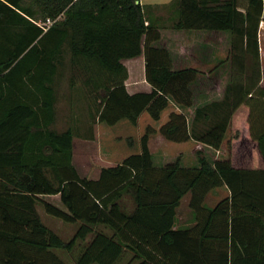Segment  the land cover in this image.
Masks as SVG:
<instances>
[{
	"label": "trees",
	"instance_id": "trees-1",
	"mask_svg": "<svg viewBox=\"0 0 264 264\" xmlns=\"http://www.w3.org/2000/svg\"><path fill=\"white\" fill-rule=\"evenodd\" d=\"M171 7L176 20L165 28L140 0H0V264H66L57 251L79 242L76 264H117L126 253L138 264H264V0ZM169 31L178 46L194 32L225 38L227 56L207 70L180 65ZM141 55L152 91L130 95L123 61ZM65 78L92 124L137 126L143 113L158 122L171 104L180 112L146 129L139 154L88 180L73 163L74 129H54ZM156 133L199 146L167 161L148 147ZM221 188L229 197L207 207ZM54 195L67 211L40 198ZM187 198L194 225L177 228ZM38 205L79 223L70 242L42 222Z\"/></svg>",
	"mask_w": 264,
	"mask_h": 264
},
{
	"label": "crops",
	"instance_id": "crops-1",
	"mask_svg": "<svg viewBox=\"0 0 264 264\" xmlns=\"http://www.w3.org/2000/svg\"><path fill=\"white\" fill-rule=\"evenodd\" d=\"M175 0H161V1H155L151 0L148 2H144V0H140V4L143 6L146 16L153 21H157L158 24L165 28H170L175 23L176 17L173 14L172 5ZM163 9L168 10L167 13L161 12ZM178 38V34L175 32L169 31L166 40V44L169 45L170 49L179 57L183 58V61H178V64H186L187 62H190V65L199 67L203 70H207L211 68L212 66L216 65L218 61L224 60L228 53V46L226 44V41L223 40L225 38H221L219 42H217L214 38H216V35L212 37L211 34H205L201 32H194L193 33V40L190 43H186L184 46H178V43L176 40ZM259 44H260V55H261V62L263 63L264 59V33L263 28L260 29L259 34ZM174 45V46H173ZM124 66L128 70V79L125 82V86L127 89V92L130 95H134L137 93H150L152 91L151 86L146 81V74H145V59L144 56L141 55L137 58H133L130 60L123 61ZM180 110L171 104L167 110H165L162 114V117L160 121L156 122L153 121L150 117H146L147 113H143L139 120L137 126H132L138 130L136 139H133L134 136L129 135L127 138L128 140H123V143L127 146V148L130 149H136L137 154L141 152V138L144 135L146 129L148 127H152L157 132L159 131L160 127L165 124L169 120V116L172 113H179ZM148 115V114H147ZM165 116V117H164ZM144 120V121H143ZM142 122H144V125L141 127ZM122 123V122H121ZM119 123V124H121ZM118 124V125H119ZM97 126H103V124H96ZM118 125L114 126L113 128H116ZM57 126V124L55 125ZM69 128H72V126H69ZM56 130V128L54 127ZM67 128L63 130H58L59 132H62L66 130ZM111 132V131H110ZM114 134L111 132V136L107 138L106 140H99L98 137L95 136L94 141L90 140L87 141V146L90 147L96 146V149L98 150L97 155L93 156L92 154H87V160H86V166L84 172H80L78 169V172L82 178H86L88 180H98L101 174L102 169L104 168H111L116 167L120 165L126 158L129 156H123L122 158L118 159L114 156V153H110V150L115 149L116 145L118 143H121L122 141H119V137H113ZM97 139V140H96ZM96 140V141H95ZM135 140V141H134ZM119 141V142H118ZM74 144L75 139L73 141V163H74ZM199 145H196L193 142L188 143H174L167 141L165 138H163L159 133L153 134L150 137L148 147L152 154L160 153V151H163V154L166 157V160H171L176 158L177 156H180L184 153V151L188 148L195 149ZM186 147V148H185ZM185 148V149H184ZM184 149V150H183ZM157 152V153H156ZM114 156V157H113ZM94 159L98 163H105L110 162L112 165L106 166L102 165V167H96L93 163ZM75 165V163H74ZM76 167V166H75ZM77 168V167H76ZM214 192V191H213ZM43 201L48 202L59 209L63 211H67L66 207L63 205L61 201L60 195H54V196H41L40 197ZM130 202V208L128 207V212H133L135 209V205L133 201L129 198ZM190 210V209H189ZM38 214L40 215L42 222L48 219V215L45 214L44 209L40 207V205L37 206ZM45 214V215H44ZM46 216V217H45ZM47 218V219H46ZM44 223V222H43ZM45 224V223H44ZM194 225L191 224L190 227ZM47 226V225H46ZM69 226H72L73 228L78 229L79 223L76 224H69ZM48 227V226H47ZM183 226L179 223V217H178V223L177 228H182ZM185 227V226H184Z\"/></svg>",
	"mask_w": 264,
	"mask_h": 264
},
{
	"label": "rangeland",
	"instance_id": "rangeland-1",
	"mask_svg": "<svg viewBox=\"0 0 264 264\" xmlns=\"http://www.w3.org/2000/svg\"><path fill=\"white\" fill-rule=\"evenodd\" d=\"M148 1L151 0H144V2H148ZM155 1H161V0H155ZM161 12H163L164 14L165 13L168 14V10L166 9H163ZM262 28H263V24L261 26V29ZM248 68L250 70L252 68L251 61L248 62ZM261 70H262V86H264V59H263V63L261 62ZM67 79L65 78L61 83L60 99L57 105V126H55V128L57 131L63 130L65 128L68 129L69 126H72V128L74 129L75 131L74 163L77 169L80 172H84L86 166L87 154H92L93 156H95L98 153L96 146H92V145L90 147L87 146L86 144L87 141L90 140L94 141L95 136L98 137L100 141L106 140L111 136V132H113L114 134L113 137H119L118 138L119 141L122 142L118 143L115 149L110 150V153L113 152L114 156L117 157L118 159L122 158L123 156L137 154L138 151H136V149L127 148L125 143H123V140L127 141L129 135L134 136L133 139H136L138 130L134 127L131 128V124H129L126 121L119 124L116 128L109 127L105 124H103V126L102 125L97 126L96 124H92L83 93L80 91H76V92L72 91ZM146 117L149 118L147 114ZM143 125L144 122H142L141 127ZM221 152L222 154L219 155V158H226L228 156L227 149L224 148ZM160 154H163V151H160ZM93 163L95 164L96 167L97 166L102 167V165H106V166L112 165V163L110 162H106V164L98 163L95 159ZM227 197H229V191L226 188L217 189L211 193L210 197L207 200L206 205L209 208H213L220 200L225 199ZM123 204L125 205L127 210L128 207L130 208V202L128 197L125 198ZM40 207L41 209L43 208L41 205ZM178 217H179L180 225L183 226L182 229L189 228L190 225L194 223L192 212L189 210L188 207V198L183 201L182 206L179 210ZM43 222L45 223V225L48 226V228H50L52 231L58 234L62 238V240L66 243L70 242L73 239L75 233L77 232L76 229L73 228L72 226H69V224H66L61 220H58L50 216H48V219L46 221L44 220ZM90 239L91 238H89L88 241ZM85 244L86 243L79 242L77 243V245L75 246L72 252L59 250L57 251V254L66 264H76L75 262L76 258L81 253ZM117 264H138V262L134 261L133 255L131 253H126L123 259Z\"/></svg>",
	"mask_w": 264,
	"mask_h": 264
},
{
	"label": "built area",
	"instance_id": "built-area-1",
	"mask_svg": "<svg viewBox=\"0 0 264 264\" xmlns=\"http://www.w3.org/2000/svg\"><path fill=\"white\" fill-rule=\"evenodd\" d=\"M52 24H53V22L51 20H48L47 23H46L47 26H50Z\"/></svg>",
	"mask_w": 264,
	"mask_h": 264
}]
</instances>
